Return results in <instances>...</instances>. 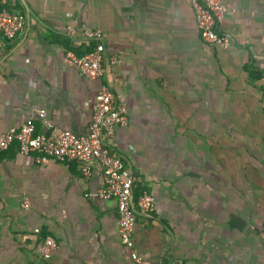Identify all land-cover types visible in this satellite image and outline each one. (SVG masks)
<instances>
[{
	"label": "crops",
	"instance_id": "1",
	"mask_svg": "<svg viewBox=\"0 0 264 264\" xmlns=\"http://www.w3.org/2000/svg\"><path fill=\"white\" fill-rule=\"evenodd\" d=\"M221 2L227 48L200 38L187 0H7L25 25L0 34V131L32 118L37 133L85 135L108 85L127 116L110 147L133 201L146 190L155 206L135 208L136 262L114 200L85 197L102 185L96 162L84 178L74 162L27 164L12 143L0 151V264H264V0ZM84 27L102 34L96 79L65 56L95 48ZM45 236L56 247L41 262Z\"/></svg>",
	"mask_w": 264,
	"mask_h": 264
},
{
	"label": "built area",
	"instance_id": "2",
	"mask_svg": "<svg viewBox=\"0 0 264 264\" xmlns=\"http://www.w3.org/2000/svg\"><path fill=\"white\" fill-rule=\"evenodd\" d=\"M193 10L195 24L200 38L207 44L230 46V39L217 32V24L223 20L225 7L221 0H187ZM7 0H0V34L5 38H13L24 29L23 14L9 11ZM66 34L74 35V28L69 26ZM83 40L94 41L92 51L77 56L66 51L65 56L77 67L86 78L96 79L103 74L102 34L98 30L87 27L83 29ZM113 60L111 63L113 64ZM40 110L38 115H43ZM127 125L124 104L118 102L108 85H103L95 97L92 107L88 132L76 136L68 130H60L54 135L37 133L32 118H28L18 128L0 131V151L6 150L12 143L17 144L19 154L27 164L44 166L49 162H74L84 178L92 172V164L96 162L102 171V185L95 192L85 197L114 200L117 212V231L121 244L129 251L132 260L138 262L133 252L132 232L135 225V208L145 217L149 216L155 206L152 194L143 190L133 201V179L124 167L121 157L110 147L117 127ZM29 202L24 199L21 206L27 208ZM56 242L51 236H45L38 246V258L46 260Z\"/></svg>",
	"mask_w": 264,
	"mask_h": 264
}]
</instances>
